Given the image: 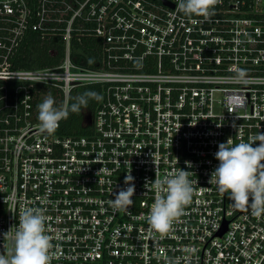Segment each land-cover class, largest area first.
<instances>
[{"label":"built area","instance_id":"2783aa9c","mask_svg":"<svg viewBox=\"0 0 264 264\" xmlns=\"http://www.w3.org/2000/svg\"><path fill=\"white\" fill-rule=\"evenodd\" d=\"M168 1L0 0V233L26 204L44 208L51 264H264V214L211 175L219 142L264 132V0H215L207 16ZM30 35L54 57L59 40L55 63L16 65ZM81 37L91 64L71 55ZM93 83L86 132L39 130L45 96L58 106ZM180 168L193 195L161 235L146 219L154 181ZM127 175L133 202L116 209Z\"/></svg>","mask_w":264,"mask_h":264},{"label":"clouds","instance_id":"9594fccd","mask_svg":"<svg viewBox=\"0 0 264 264\" xmlns=\"http://www.w3.org/2000/svg\"><path fill=\"white\" fill-rule=\"evenodd\" d=\"M215 0H179V7L186 15L207 16ZM245 70L239 69L243 74ZM71 104L67 101L56 105L49 93L37 105L39 130L50 134L66 119L69 111L81 112L87 108L88 99H99V94L88 90L76 97ZM258 141V144H253ZM217 164L211 175L220 192L226 193L234 207L248 208L259 217L264 214V132L238 142L225 140L217 144L213 153ZM133 177H124V186L112 193V206L126 209L132 204ZM155 197L146 216L151 229L166 234L173 221L182 215L184 207L190 202L194 188L188 171L181 169L168 173L154 181ZM45 209L26 204L19 213L14 232L0 233V239L7 233L9 247L0 251V264H51L50 250L52 237L45 230ZM187 251H192L191 249Z\"/></svg>","mask_w":264,"mask_h":264},{"label":"trees","instance_id":"16d2710c","mask_svg":"<svg viewBox=\"0 0 264 264\" xmlns=\"http://www.w3.org/2000/svg\"><path fill=\"white\" fill-rule=\"evenodd\" d=\"M92 41H94V39L91 37H81L80 41L72 38L70 45L71 55L77 57L86 56L87 59H85V63L91 64L88 58L93 57L94 55L90 50ZM53 46L57 48V55H60L63 50V46L59 40L55 42ZM57 55L55 57L51 56L47 51V45L43 43L40 44L34 35H30L27 39V43L23 44L16 52L14 62L18 66H42L55 63L57 61ZM88 90L95 91L100 96L101 86L96 83L75 86L68 94L67 103L71 104L73 102V100L69 97L74 98ZM97 100L98 99L96 98H89L87 108L83 109L81 112L69 111L67 118L62 119L59 122V126L56 128V131L63 134H79L86 132L87 128L83 124L84 115L93 110Z\"/></svg>","mask_w":264,"mask_h":264},{"label":"water","instance_id":"95a60500","mask_svg":"<svg viewBox=\"0 0 264 264\" xmlns=\"http://www.w3.org/2000/svg\"><path fill=\"white\" fill-rule=\"evenodd\" d=\"M160 1L162 2L163 5L172 7V4L168 0H160Z\"/></svg>","mask_w":264,"mask_h":264}]
</instances>
